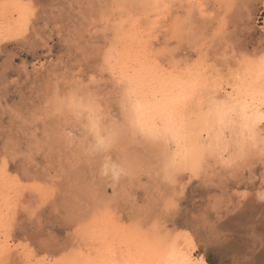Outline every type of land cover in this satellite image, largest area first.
Segmentation results:
<instances>
[{"label": "rangeland", "instance_id": "374dc122", "mask_svg": "<svg viewBox=\"0 0 264 264\" xmlns=\"http://www.w3.org/2000/svg\"><path fill=\"white\" fill-rule=\"evenodd\" d=\"M129 2L0 0V264H156L184 234L194 261L264 264V200L255 197L264 157L228 151L221 165L195 126L207 93L262 88L250 70L264 55V0H160L152 9ZM119 75L134 80L129 88L146 105L188 77L194 84L169 112L181 143L167 172L122 179L123 192L112 194L98 167L113 155L72 156L63 133L88 148L92 137L72 111L66 122L48 104L53 90L78 87L99 94V109L118 118Z\"/></svg>", "mask_w": 264, "mask_h": 264}, {"label": "bare ground", "instance_id": "6f19581e", "mask_svg": "<svg viewBox=\"0 0 264 264\" xmlns=\"http://www.w3.org/2000/svg\"><path fill=\"white\" fill-rule=\"evenodd\" d=\"M129 1L130 0H128V2ZM131 1L129 4L136 0ZM137 1L139 4L144 5L145 8L150 7V9H152L160 0ZM148 9H145V11H148ZM114 28L113 26L109 27L111 31H114ZM108 59L109 58L106 57L103 59V63H107L106 67L110 65V63L108 64ZM255 67L252 73V70H250V74H255L253 80H263L264 55ZM125 77H120L119 80H114L113 82L118 118L107 116V114L104 113L105 110L102 112L104 108H102V110L99 109L96 102L99 94L87 92V90L84 89L86 92L83 91L85 93L79 95V89L81 88L78 87L71 88L68 92L60 95L57 94V89L53 90L52 97L48 104L50 112L53 113L52 115L55 114L57 116L56 118L61 117L64 119V116L66 118V114L69 115V112L72 111V116L76 119L75 121L78 123V129H80L82 135L85 137L90 135L92 137V139L89 140L91 144H88V146L91 145V148H88L85 146L86 144L83 145L82 139H79L77 142L78 144H75L72 141L73 138L71 139L70 130L69 132H65V134L63 133L65 137V146L70 150L72 156L76 157L81 154L87 155L92 149L97 152L105 153L106 156L110 154L113 155L114 158H108L105 162L102 161L103 163H100L98 167L99 174L108 179L110 188L113 192L112 194L121 193V190L123 192L121 188L123 187L121 186V184H123L121 183L122 179L125 183L136 179L139 175L145 174L155 180L160 174L163 173L164 175L167 172L166 167L177 158L178 150H180L177 148L181 143L180 134L177 132L178 129L176 130L175 128L177 125H175L174 121L171 119L169 112L174 110V107L180 105L185 100L194 84V78L188 77L178 82L177 85H172L169 89H166V93L163 92L165 95L162 96L161 102H152L146 105L143 104L144 102L142 103L140 97L136 96V94H138V92L135 93L136 89H131L130 83L134 80L129 79V83L125 80ZM238 79H235V81ZM246 79L248 80V78ZM94 83L96 82L94 81ZM129 86L131 88H129ZM135 86L136 85H133V87ZM261 87L262 88L259 90L250 91L251 93H249L250 95L248 96L245 95L246 93L243 94L245 96L242 95L241 97L222 96L219 92L214 91L207 93L206 96H202V98L199 97L201 98L199 107L202 106L204 109L201 112L199 111L200 108L197 110L200 119L199 122H197L198 126L197 124L195 126L199 129H196L197 133L199 131L198 134L200 136L202 134L204 135L202 143L203 146H205V152L209 158L221 165H225L227 164L225 154L228 151H233L243 157H264V137L263 139L261 137V133H264V81ZM197 100L199 99L197 98ZM64 120L68 122L69 119ZM61 125L59 124L60 128H62ZM71 126L74 127V125L69 126V128L73 130L74 128ZM62 129H64V127ZM58 130L60 131V129ZM197 133L194 132V135ZM190 135H188V139L185 138L187 139L186 141L189 140ZM185 136L187 137V135ZM192 136L191 138H193V140L201 138L197 135ZM195 143L198 144L197 146L200 145L197 142ZM190 145L189 149L191 150ZM183 155L181 153L182 159L184 160L183 157L186 153L184 156ZM181 156H179V158ZM262 194H264V190L257 192L255 194L256 199L259 201L262 200L260 198ZM0 201L2 202L3 200ZM170 243L171 245L169 244L166 250H164L163 256L156 264H204L202 257L194 261V258H191L189 255L191 252L188 253L186 250L185 252L188 254L184 252V243L189 244L190 250H195V246L186 234L181 235L180 238H173ZM133 263L135 264V262Z\"/></svg>", "mask_w": 264, "mask_h": 264}, {"label": "snow or ice", "instance_id": "6c2138e0", "mask_svg": "<svg viewBox=\"0 0 264 264\" xmlns=\"http://www.w3.org/2000/svg\"><path fill=\"white\" fill-rule=\"evenodd\" d=\"M260 198H261L262 200H264V194H262Z\"/></svg>", "mask_w": 264, "mask_h": 264}, {"label": "trees", "instance_id": "16d2710c", "mask_svg": "<svg viewBox=\"0 0 264 264\" xmlns=\"http://www.w3.org/2000/svg\"><path fill=\"white\" fill-rule=\"evenodd\" d=\"M204 264H205V262H204Z\"/></svg>", "mask_w": 264, "mask_h": 264}]
</instances>
